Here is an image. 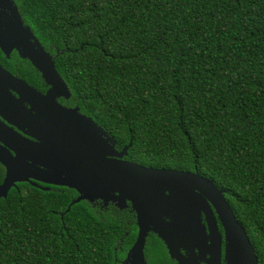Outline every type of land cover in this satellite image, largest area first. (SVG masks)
I'll return each mask as SVG.
<instances>
[{"label": "trees", "instance_id": "1", "mask_svg": "<svg viewBox=\"0 0 264 264\" xmlns=\"http://www.w3.org/2000/svg\"><path fill=\"white\" fill-rule=\"evenodd\" d=\"M14 3L72 104L117 150L131 143L126 160L224 190L264 264V0ZM73 199L12 188L0 199V264H118L135 225L85 201L64 213Z\"/></svg>", "mask_w": 264, "mask_h": 264}, {"label": "water", "instance_id": "2", "mask_svg": "<svg viewBox=\"0 0 264 264\" xmlns=\"http://www.w3.org/2000/svg\"><path fill=\"white\" fill-rule=\"evenodd\" d=\"M0 49L4 53L17 50L50 87L42 95L0 66V114L34 139L24 137L0 120V164L5 170L0 199H5L17 184L38 188L37 182H42L77 192L64 213L82 201L101 200L104 205L112 202L119 209L129 202L136 214L138 230L122 264H145L143 250L149 232L164 242L171 258L178 264H186L178 244L193 242L198 247L205 246L201 213L208 232L205 264H258L224 190L197 172L145 167L123 160L131 143L117 152L115 141L92 118L81 115L78 107L65 109L56 102V97L70 96L68 87L55 69L54 60L30 28L23 25L14 0H0ZM24 99L35 111L55 116H33L32 110L23 106ZM84 123L104 134L110 142L109 158L118 163H100L96 140L81 126ZM11 159L16 162L13 166ZM175 173H182L183 177L161 179L176 176Z\"/></svg>", "mask_w": 264, "mask_h": 264}, {"label": "flooded vegetation", "instance_id": "3", "mask_svg": "<svg viewBox=\"0 0 264 264\" xmlns=\"http://www.w3.org/2000/svg\"><path fill=\"white\" fill-rule=\"evenodd\" d=\"M23 25L26 26L24 24V22H23ZM44 51L46 53H48L50 55V57L54 60L55 57L53 54H51L49 51H47L45 49H44ZM0 66L3 69H5L6 71H8L9 73H11L13 76L17 77L18 79L24 80L29 86H31L33 89H35L37 92L41 93L42 95H46L50 89V87L41 78V74L37 70H35V68L29 63V61L20 57L18 51L15 49L10 51L9 53H4L0 49ZM13 95H15V97H18L16 92H13ZM55 100L60 106H62L65 109H74L77 107L74 104H72V102L70 101V96L68 98L56 97ZM22 104L27 109L32 110L33 116H55V114L50 113V112H43L42 113V112L35 111L34 107H32V105L30 103L25 101V99L22 101ZM79 113L81 115H84L80 112V110H79ZM84 116H87V115H84ZM0 120L3 121L5 124H7L9 127H11L13 130H15L18 133H20L21 135H23L24 137H26L30 140H34L22 128L20 129V128H18L16 126H12L8 122H6L1 114H0ZM46 124H48V123H46ZM116 151L120 152V150H117V149H116ZM127 154H128V152H127ZM123 160H126L125 157L123 158ZM37 184L39 186L38 189H40L42 191L59 190L60 188H64V189H67L71 193L74 194V199L78 196L77 192L73 189H69V188L61 187V186L49 185V184L42 183V182H37ZM85 202H87V201H85ZM87 203L90 204L92 208L98 209L101 212L107 213L108 211L112 210V212L123 214L126 218L130 219L131 223H133L135 225L136 236H137V230L138 229H137V225H136V214L132 210L129 202L126 203V207L123 209H119L112 202H109V203H107V205H104L103 201H101V200H95L93 203H89V202H87ZM167 221L170 222L169 219H167ZM200 221H201V224L203 225L202 226L203 227V237H204V240L206 241L205 246L201 245V247H198L193 242L187 243V244H183V243L178 244L179 254L184 258L186 264H205V261L208 258L207 250H206V248L208 246V232H207V228H206V225L204 223V219H203V216L201 213H200ZM218 227H219V231H220L221 235H223V230H222V227L220 226L219 222H218ZM128 234L129 233L126 232L124 237H127ZM136 236H135V239H136ZM154 236H156V235L153 234L152 232H149L148 236L146 238V243H145L144 250H143L144 251L143 255H144L145 264H178L175 259L171 258L164 242L162 240H160L157 236L156 237L158 238V241H155ZM158 243H160V245ZM157 245L160 246V249H157ZM130 247L126 251H123V248L119 247V251H121L123 253V255H122L121 259H117L118 264H122L124 262ZM222 249H223L222 257H223L224 256V242H223Z\"/></svg>", "mask_w": 264, "mask_h": 264}, {"label": "snow or ice", "instance_id": "4", "mask_svg": "<svg viewBox=\"0 0 264 264\" xmlns=\"http://www.w3.org/2000/svg\"><path fill=\"white\" fill-rule=\"evenodd\" d=\"M36 101L33 100V103H35ZM81 126L87 130V132L92 135L95 140H96V149L98 151V154L100 156V163L102 165H111L113 163H118L115 160L110 159V153H111V148H110V142L105 138L104 134L102 132H100L99 130L93 128L92 126L84 123L81 124ZM12 158V157H11ZM16 162L11 159V164L12 166L15 164ZM177 174L176 176L173 177H163L161 179L164 180H175V179H180L183 177L182 173H175ZM195 176V175H194ZM169 191H172L171 187H168ZM164 198H168L171 199L172 197H164Z\"/></svg>", "mask_w": 264, "mask_h": 264}]
</instances>
